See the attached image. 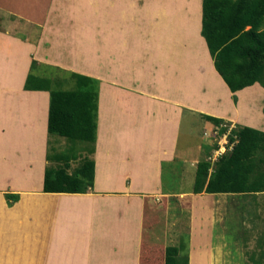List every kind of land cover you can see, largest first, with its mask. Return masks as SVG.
Instances as JSON below:
<instances>
[{"label":"crops","instance_id":"1","mask_svg":"<svg viewBox=\"0 0 264 264\" xmlns=\"http://www.w3.org/2000/svg\"><path fill=\"white\" fill-rule=\"evenodd\" d=\"M196 1L198 11L192 19L197 35L202 41L201 51L197 44L198 40L185 41L177 46L173 44L172 47L176 52L172 54L173 57L167 58V63L164 64L171 80L174 75V65L180 66L185 62L188 64V68L183 71L188 76L181 80L180 100L177 101V106L175 99L167 97L165 101L157 92L124 89L105 84L108 86V92L104 95L103 108L105 107L104 113L108 115V119L105 126H97V130H100L101 142L97 145L96 159L97 163L99 161L106 163L103 168L109 169L108 166H111V169L116 168L118 173L121 169L122 175L119 180L132 179L134 176L146 178L151 174L154 180L159 179L161 164L172 165L176 154L178 145L175 126L180 123L182 115H185L184 110L196 111L200 115H211L234 124L264 131L262 112L264 88L256 82L234 93L230 91L214 68L206 42L200 35L201 0ZM0 2L14 6L16 10L13 7L9 9L18 14H22L27 7L32 11L30 0H0ZM0 5L5 7L6 4L0 3ZM187 21L184 20L182 23L185 30ZM22 43L9 32L0 30V172L2 173L0 186L6 188L9 185L16 186L18 183L30 185L31 179H35L34 174L43 170L39 148L46 140L48 113L51 109L48 91H32L30 88H24L30 62L28 57L19 55L20 51L17 49L18 46L23 45ZM186 46L190 50L187 51ZM164 49L168 47L165 46ZM182 49H186L185 53ZM201 56L204 59L203 67L194 64L195 61L200 62L198 59ZM98 108L100 109V103ZM122 133L123 146L120 150L118 135L120 134L122 138ZM187 151L188 148L184 152ZM203 159L208 161L207 156ZM141 166L144 169H139ZM147 166H151L150 171L147 170ZM31 167H35L36 170H32ZM112 173L109 171V174ZM7 178L10 180L7 181ZM115 189L117 188L97 195L105 198L84 193L61 194L62 196L55 198L59 204H51L50 202L54 200L48 194L39 190H29L24 191L25 195L15 208L6 202L5 192H1L0 215L4 213L5 218L0 217V264H14L15 242L21 239L22 233H38L51 225L54 228L59 225L61 229L52 240L55 245L65 240L69 228L73 229L70 231L71 236L77 228L76 233L85 236V240L72 238L73 245L80 243L77 252L87 253L92 247L94 259L103 258L110 262L103 261L101 264H114L116 259L118 260L116 264H164L168 242L163 221L150 220L153 225L161 226L162 235L150 234L147 229L143 232L144 219H148L144 211L146 204L143 203L149 201L147 205L149 211L158 210V201L146 197L156 193L162 196L171 194L162 192L161 186H141L135 191L131 188H118L122 191ZM182 193L184 192L173 194ZM221 194H224V197L209 200L206 198L211 195L210 193L192 194L194 198L200 199L197 205L204 211L208 207L216 211L219 206L228 207L218 211V215L214 218L206 216L198 221L193 219L196 209L191 210L188 236L176 242L179 254L187 253L188 264H264V240L259 236L260 230L264 235V222L258 220L262 218L253 217L257 214L263 217L264 202L262 205L257 203L264 200V191ZM113 201L118 203L116 212L118 215L114 219H104ZM50 205L58 206L54 211H60V217L38 218L41 207L42 210L43 206L50 210ZM30 214H33V220L30 219ZM239 214L243 218L238 221L230 218ZM17 216H22V221L16 222ZM90 216L94 219H90ZM216 227L217 232H215ZM102 228L104 231H101ZM227 233L229 235H226ZM252 233L256 237L248 238ZM53 237L52 233L44 236L46 239ZM95 252H98L96 256Z\"/></svg>","mask_w":264,"mask_h":264},{"label":"rangeland","instance_id":"2","mask_svg":"<svg viewBox=\"0 0 264 264\" xmlns=\"http://www.w3.org/2000/svg\"><path fill=\"white\" fill-rule=\"evenodd\" d=\"M30 1L32 11L27 7L25 8L27 10H22V14L9 9L11 7L15 9L14 6L0 2L6 4L5 7L0 5V30L9 32L11 36H15L23 42V47L18 46L17 50L20 51L19 55L28 57L30 62V70L25 77L24 88H26L27 78L30 75V90L48 91L49 100H51L48 119L52 116L57 117L56 122L63 124V126H47L46 140L39 148L43 170L36 173L37 177L34 174L35 179H31V184L19 185L18 183L16 186L9 185L7 188L0 186V193H18V199L11 204L14 208L25 195L24 191L29 190H39L52 196L50 198L54 202L50 203L54 204L59 202L55 199L57 196L75 193L70 189L69 191L65 190L71 186L73 177L81 173H88L93 182V187L84 194H92L97 198H105V196L97 195L114 188H117L115 189L117 191H122L118 188H131L135 191L141 186H161L162 192L171 195L162 196L156 193L146 197L157 200L159 209L149 211L147 208L149 201L146 200V203H143V205L146 204L144 211L148 215V224L147 220L144 219L142 229L143 232L147 229L150 234L162 235L161 226L153 225L150 221L160 219L163 221V228L166 230L165 237L168 245L177 247L176 242L188 236L187 230L190 228L194 205H196V214L193 219H197V221L206 216L214 218L218 215V211L228 207L227 205L219 206L217 211L208 209V207L204 211L197 205L200 203V199L192 196L191 188L195 177L196 163L208 156L216 146L223 145L225 142L227 145L233 146L236 142V136L232 130H236L242 125L224 119L220 125H216L196 111L184 110L185 115H182L180 123L175 126L176 144L178 146H176L172 165L162 163L159 179L156 180L153 179L152 174L146 178L134 176L132 179L119 180L122 175L120 168V173H118L117 169H111V166H108L109 169L103 168L106 163H102V161L97 163L96 150L98 143L101 142L100 130H97V121L99 126H105L108 119V115L104 113L105 107L103 108L104 95L105 92H108L107 84L124 89L157 92L158 95L160 94L159 96H163L162 99L165 101L167 97L175 99L177 106V101L180 100L181 80L188 76L183 71L188 68V64L185 62L180 66L174 65L172 80L166 72L164 64L167 63V58L173 57L172 54L176 52L172 46H177L182 42H196L195 40H198L197 44L199 51H201L202 41L197 35V29L192 19L198 11L197 1ZM184 20L187 21L186 30L182 25ZM165 46L168 49H164ZM186 48L187 51L190 50L189 47L186 46ZM182 51L185 53L186 49H182ZM191 57L193 58V56ZM198 61L200 62L195 61L194 64L203 67L204 59L202 56ZM193 72H195L194 69ZM99 103L100 109L98 108ZM58 105L62 106L59 115L55 112ZM67 105L73 107L70 113L64 108ZM88 116L91 119H87ZM73 119L77 122H74L72 126H66L68 121H74ZM84 126H90L89 137L84 138L82 136ZM221 126H226V130L221 132ZM159 127L164 128L166 126ZM231 135L232 139L230 138ZM118 137L120 148L123 146V133L122 138L120 134ZM186 147L189 151L184 152ZM224 154L226 153L222 155ZM31 169L36 170L35 167H31ZM139 169L144 168L141 166ZM150 169L151 166H147V170L150 171ZM48 170V175L51 177L45 179ZM109 171L113 173L109 174ZM213 171L214 168L211 172ZM0 174L2 173L0 172ZM6 180L9 181L10 179L7 178ZM29 186L31 188H28ZM110 186L116 187L111 188ZM178 192L184 193L173 194ZM201 193L205 195L204 192ZM210 194L206 199L224 197V194L221 193ZM263 202L264 200L257 204L262 205ZM111 205L112 207H109L114 212L108 207V213L104 215V219H114L118 215L116 213L118 203L113 201ZM50 206V210H47L46 206H43V210L41 207L37 217L40 219L60 217V211H54L58 206ZM29 217L34 219L33 214H30ZM253 217L255 219L262 218L258 220L264 222V212L263 217L258 214ZM89 218L94 219L92 216ZM230 218L238 221L243 216L239 214L237 217L231 216ZM32 220H30L31 225ZM17 221H22V216H17ZM253 229L257 230L256 228ZM76 231L77 228L73 231L74 235H70L69 238L85 240V236L76 233ZM101 231H104L103 228ZM217 231L218 228L216 227L215 232ZM259 236L264 240L261 230ZM255 237L256 235L253 233L248 236V238ZM76 253L75 264H93V262L94 264H101L103 261L110 263L103 258L94 259L92 247L90 252L79 251ZM97 254L98 252L94 253L95 256ZM42 255L50 256L52 254L46 250ZM83 255L89 257L85 258ZM15 257L17 259V254ZM49 258L52 260L51 257Z\"/></svg>","mask_w":264,"mask_h":264},{"label":"trees","instance_id":"3","mask_svg":"<svg viewBox=\"0 0 264 264\" xmlns=\"http://www.w3.org/2000/svg\"><path fill=\"white\" fill-rule=\"evenodd\" d=\"M200 35L206 42L214 68L232 93L256 82L264 88V0H201ZM30 81L29 75L26 88L31 87ZM233 99L236 100L235 95ZM61 108L62 106L58 105L55 109L56 114L59 115ZM64 108L70 113L73 107L67 105ZM262 112L264 115V106ZM202 116L216 125L223 121L222 118L211 115ZM87 119L91 117L88 116ZM56 121L57 117L52 116L48 119L47 126H63ZM74 122L77 121L69 120L66 126H72ZM84 127L82 136L89 137L90 126ZM226 128L221 126V132ZM232 131L235 132L236 142L230 151L216 161L213 172L208 171L209 161L201 159L196 163L192 193L264 191V131L246 125ZM230 138L232 139V135ZM48 172L49 170L46 171L45 179L51 177ZM73 178L71 186L65 191L70 189L75 192L74 194L85 193L93 187L88 173L77 174ZM4 196L7 203L12 204L19 195L15 192H6ZM0 217L5 218L4 213ZM56 226L57 228H54L51 225L38 233H22L21 239L15 242L17 259L15 257L14 264H75L80 243L73 245L72 238H69L73 229L69 228L65 240L55 245L52 240L61 230L59 225ZM49 233L54 237L44 238ZM46 250L52 255L43 256ZM117 262L116 259L113 263ZM164 264H188L187 253L180 255L177 247L167 245Z\"/></svg>","mask_w":264,"mask_h":264},{"label":"built area","instance_id":"4","mask_svg":"<svg viewBox=\"0 0 264 264\" xmlns=\"http://www.w3.org/2000/svg\"><path fill=\"white\" fill-rule=\"evenodd\" d=\"M231 149L232 146H230L229 144L227 145V142L212 149V152L207 156V160L210 162L209 173H211V171L213 170L215 162L220 158V156L223 153L230 151Z\"/></svg>","mask_w":264,"mask_h":264}]
</instances>
